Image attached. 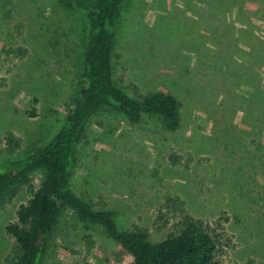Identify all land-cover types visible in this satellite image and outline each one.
I'll return each mask as SVG.
<instances>
[{
    "label": "rangeland",
    "instance_id": "obj_1",
    "mask_svg": "<svg viewBox=\"0 0 264 264\" xmlns=\"http://www.w3.org/2000/svg\"><path fill=\"white\" fill-rule=\"evenodd\" d=\"M88 23L61 0H0V164L48 142L82 86ZM113 78L131 97L180 103V125L111 107L93 115L71 183L120 230L159 242L199 220L218 264H264V0H124ZM13 137L14 147L8 144ZM14 145V143H12ZM31 174L0 208V264L14 246L6 226L42 180ZM97 224L67 209L42 264H129Z\"/></svg>",
    "mask_w": 264,
    "mask_h": 264
},
{
    "label": "trees",
    "instance_id": "obj_2",
    "mask_svg": "<svg viewBox=\"0 0 264 264\" xmlns=\"http://www.w3.org/2000/svg\"><path fill=\"white\" fill-rule=\"evenodd\" d=\"M69 8L85 11L88 23L83 54L82 86L70 101L64 123L45 144L21 159L0 164V208L22 186L32 187L31 174L42 180L16 212V222L6 226L14 239L7 264H42L48 237L67 209L83 221L100 225L105 233L131 255L129 264H218L216 242L199 220L184 218V226L159 242H150L142 230H120L115 212L97 209L73 188L71 179L78 162V144L90 118L105 107L137 123L143 114L161 118L169 130L180 125V103L169 93L131 97L113 78L115 26L124 0H61ZM14 143V145L12 144ZM8 144L17 141L10 136Z\"/></svg>",
    "mask_w": 264,
    "mask_h": 264
}]
</instances>
